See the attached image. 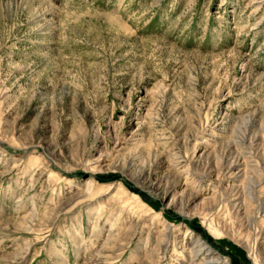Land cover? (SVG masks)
Here are the masks:
<instances>
[{
  "label": "rangeland",
  "instance_id": "1",
  "mask_svg": "<svg viewBox=\"0 0 264 264\" xmlns=\"http://www.w3.org/2000/svg\"><path fill=\"white\" fill-rule=\"evenodd\" d=\"M190 123L197 138L185 144ZM228 146L229 158L251 162L247 174L217 163ZM156 151L151 178L185 182L190 163L169 170L167 155H190L199 191L171 183L157 196L132 179L126 161L140 154L137 166L150 165ZM257 165L264 0H0V264H154L145 255L161 220L172 226L159 264L199 263L192 236L230 264H255L233 238L211 235L202 212L263 242L264 257L263 236L244 228L247 206L257 223L264 213ZM88 179L94 195L58 213Z\"/></svg>",
  "mask_w": 264,
  "mask_h": 264
},
{
  "label": "bare ground",
  "instance_id": "2",
  "mask_svg": "<svg viewBox=\"0 0 264 264\" xmlns=\"http://www.w3.org/2000/svg\"><path fill=\"white\" fill-rule=\"evenodd\" d=\"M191 127H192V123L187 125V128H186L185 132L183 133L184 135H182L180 137L181 140H182L183 136L185 138H187L188 141L184 139V142H186L185 144H188L189 141L191 142L195 138H197V137H195L196 136L195 134H192L189 132V129ZM241 141H243V140H241ZM252 143H254V138H253L251 144ZM229 149L231 150V147L228 146V148L226 149V152H224L222 154V156L217 160V163L222 162V166H223V164L228 163V170L231 173H233V176H236L237 174L243 173V172H244V175L247 174L246 168H247V166H252L251 162L244 163L241 159H238L237 157L234 158L233 156H232V158H229L230 155H227L228 154L227 150H229ZM53 153H56V151L53 150ZM241 153H243V155H244L245 152H241ZM231 154H232V151H231ZM153 155L155 157V162L150 164V165L137 166L136 162L138 161L140 154H138L134 158H131L130 160L126 161L127 168L132 169L133 167H135L133 174H132V179H134L138 183L142 184V187H146V188L150 189L151 191H154L157 194V196H163V197H165L168 194V191H169L168 188H169V185L171 183H174V185H173L174 188H181L184 186H185L184 188H186L187 182H190V184L194 185V187L196 188V192L199 191V188H198L199 184H197L198 178L195 176L194 171L190 169L192 167V166L190 167V164L192 165V161H190L191 159H193L192 156L186 154L188 156V160H186L185 155L184 156L178 155L175 158L171 156V153L167 155V157H169L168 163H167V165L169 166V170L172 169L174 166H176V168H179L184 161L185 162L188 161L190 163L189 164L187 162L189 164V168L187 167L185 170L187 176L185 178V182H183L180 179H178V180L171 179L172 175L170 173L165 174V177H164L165 181L163 179V176L162 177L160 176V178H158V179L151 178L152 173L154 172L153 166L158 164L161 157H163L161 155V152L158 153L157 151L155 153H153ZM244 156L248 157V155H244ZM83 166L85 168L88 167L90 171L100 170L96 166L91 167L88 164H84ZM125 166L126 165L121 167L120 170L124 171ZM257 166H258L257 167L258 170L261 172V174H260V178H261V176L264 174V166L263 167H261L260 165H257ZM213 171H214L213 168L210 169L207 167L206 168V175L209 178H212V176H214ZM215 171L217 172V170H215ZM219 174H220L219 172L216 174V178H217V176H219ZM91 181H92L91 179H88V185L86 186L87 187L86 190L77 193L76 196L71 198V200H67V202L60 205L58 207V209H59L58 213H60V211L64 210L65 207L75 205V204H77L78 201H82L84 198H87L89 195H91V196L94 195L92 193L91 194L89 193L91 188L93 187V183ZM258 182L259 181H257L256 183L258 184ZM124 191H125L124 193H126L127 196L129 197L128 199H125L126 202L127 201L128 202L131 201V203L134 202L137 205V207H139V209H142L143 212H145L146 215H148V214L150 215L151 213H154V214H152V218H157L159 220V216H161L160 212H158V213L154 212L153 209L151 207H149V205H147L141 199V197L138 196L137 194H135L131 191H127V190H124ZM248 192L253 193V189L249 188ZM235 196H236V198L234 199L235 201L242 199L241 195H235ZM227 200H228V198H227ZM246 201L247 200H245V202ZM230 203H231V205L229 204L228 209H233L232 214L233 213L236 215L240 214L241 213V207L243 206V204H242V206H240V203H238V202H236V203L230 202ZM258 207L260 209L262 208L264 211V203L263 202H261L260 206H258ZM247 208H248V206H247ZM247 208L244 211V214L247 217V220L249 221V223L247 225H245V227H244L248 231L247 235L248 236H249V234L252 235L254 230H256V228H257L258 234L262 235L264 238V221H262L264 219V213H262V211L258 212L260 214V216H259L260 219H259V222L257 223V218L253 217L251 214H248L249 208L248 209ZM210 212H211V210L208 212H202V216H203V224L206 225V227L208 228L211 235H213L215 238H218V239L225 237V236L233 238L234 240H236L239 244H241L244 248H246L248 250L250 257H251V259L254 260L255 264H264V262H263L264 257L262 256V244H261L263 242H259V240H256L255 242L249 240L247 236L242 234V231L239 235L238 233L235 232V229L232 227V225L228 222V220L226 218L211 216ZM252 220L255 221V222L253 221V223L255 224V229L252 228L253 223L250 222ZM160 222L163 224V227H164L162 229L161 235L156 240V244H155V247L153 248V250L150 253H148L147 255H145V257L151 258L152 260H154L153 261L154 264H159L162 261V257L160 256V254L165 249H168V245L170 242V241H168V237H169V230H170V227L172 225H171V223H169L167 221L161 220ZM256 223H257V225H256ZM192 238H193V242H192V246L190 247V253L192 256L191 258L193 260L192 262L198 261L199 263H196V264H230L229 260L226 257L221 256L220 254L215 252L213 247L207 242L206 239L199 237V236H192ZM131 241H132V238H130L128 242L130 243ZM99 254H101V253H98L97 256L100 257Z\"/></svg>",
  "mask_w": 264,
  "mask_h": 264
}]
</instances>
